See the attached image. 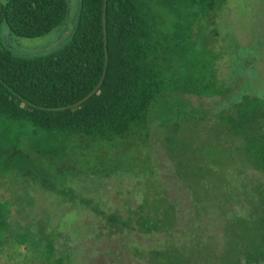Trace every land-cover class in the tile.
Here are the masks:
<instances>
[{"label":"rangeland","instance_id":"obj_1","mask_svg":"<svg viewBox=\"0 0 264 264\" xmlns=\"http://www.w3.org/2000/svg\"><path fill=\"white\" fill-rule=\"evenodd\" d=\"M70 3L65 24L42 37H18L3 23L0 49L24 59L60 51L70 43L80 16V0ZM186 13L185 23L195 19L193 11ZM196 20L195 33L179 48L188 60L215 63L228 95H185L203 120L178 134L154 115L147 135L134 141L75 145L85 159L68 164L62 155L50 168V189L11 174L15 190L0 197L12 211L0 264H54L59 259L64 264H157L152 252L167 250L180 264H225L237 222L256 218L264 196V175L234 154L237 144L232 145L218 120L243 95L264 97V0H224L220 12ZM3 125L0 121V130ZM102 156L106 163L112 159L113 172L99 165ZM88 162L93 169L85 168ZM143 218L160 224L169 219L172 225L146 233L138 225ZM24 232L28 238L21 243ZM47 240L55 248L51 261Z\"/></svg>","mask_w":264,"mask_h":264},{"label":"trees","instance_id":"obj_2","mask_svg":"<svg viewBox=\"0 0 264 264\" xmlns=\"http://www.w3.org/2000/svg\"><path fill=\"white\" fill-rule=\"evenodd\" d=\"M223 5L224 0H80L71 41L60 51L24 59L0 49V117L9 128L23 125L31 131L32 142L51 141L45 150L34 149L49 168L62 155L68 164H79L85 153L77 154L75 145L85 146L86 140L106 144L146 136L154 115L175 134L183 127H197L203 116L185 95L225 97L230 90L219 81L215 63L188 60L179 45L195 33L200 14L213 16ZM189 11L195 19L185 23ZM70 12V0H0V27L5 23L18 37L38 38L65 24ZM209 24L216 25L214 20ZM218 120L232 145L237 144L234 154L264 175V97L243 95ZM27 140L23 159L9 158V178L17 173L50 189L49 171L35 165ZM105 158L99 157V165L113 172L112 159L106 163ZM87 164L85 168L93 169ZM261 204L256 218L237 222L239 231L225 264H264L262 194ZM11 214V204L0 199V251L10 232ZM169 219L160 224L143 218L138 225L146 233L164 232L172 225ZM19 238L26 242L28 233ZM47 242L51 261L55 248ZM152 253L157 264H180L171 250Z\"/></svg>","mask_w":264,"mask_h":264},{"label":"crops","instance_id":"obj_3","mask_svg":"<svg viewBox=\"0 0 264 264\" xmlns=\"http://www.w3.org/2000/svg\"><path fill=\"white\" fill-rule=\"evenodd\" d=\"M0 121L3 125V130H0V197L3 195H8V190H15V188H12L13 180L16 177H11L9 178L8 172H7V165L10 157H17L18 159H23L24 157V142H25V130L28 131L26 133H32L28 129H25L23 125H20V127L17 129L15 127H10L4 121L3 119L0 118ZM31 135V134H30ZM28 139V146L27 150L32 154V156L35 159V165H38L41 170L44 173H47V171H50L51 169L49 168L50 163L48 161H44L40 156L34 154V149L37 150H45L51 145V141L49 139H44L41 142V139H39L37 142H32L31 138H26ZM33 144V145H32ZM61 149L64 147L61 144ZM17 180V179H16ZM30 183H33L32 181L28 182V185ZM11 188V189H9ZM17 195V192H16ZM20 195V194H19ZM20 197V196H19ZM1 199V198H0ZM19 199L23 200V197L21 196ZM1 201L4 202L3 199ZM22 204V203H21Z\"/></svg>","mask_w":264,"mask_h":264},{"label":"water","instance_id":"obj_4","mask_svg":"<svg viewBox=\"0 0 264 264\" xmlns=\"http://www.w3.org/2000/svg\"><path fill=\"white\" fill-rule=\"evenodd\" d=\"M106 48H107V60H108V57H109V54H108V41H106ZM107 67H108V63H107L106 69H107ZM105 75H106V72H105ZM91 96H92V94L90 96H88L87 98H85L83 101H81L78 105H80L83 102H85L86 100H88Z\"/></svg>","mask_w":264,"mask_h":264}]
</instances>
